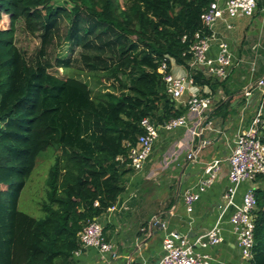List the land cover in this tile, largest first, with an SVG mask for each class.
<instances>
[{
  "label": "trees",
  "instance_id": "obj_1",
  "mask_svg": "<svg viewBox=\"0 0 264 264\" xmlns=\"http://www.w3.org/2000/svg\"><path fill=\"white\" fill-rule=\"evenodd\" d=\"M213 1L0 0V21L8 17L0 29V264L73 263L83 227L125 192L128 160L118 158L136 145L141 120L159 125L185 114L158 70L167 57L189 68L194 34L203 30L201 15ZM21 22L40 39L34 57L17 44ZM51 49L61 52L51 57ZM77 49L102 90L53 73L72 68ZM190 74L213 92L230 80ZM229 106L220 103L218 113ZM51 148L45 216L35 218L20 210V200ZM255 192L251 264H264V188Z\"/></svg>",
  "mask_w": 264,
  "mask_h": 264
},
{
  "label": "crops",
  "instance_id": "obj_2",
  "mask_svg": "<svg viewBox=\"0 0 264 264\" xmlns=\"http://www.w3.org/2000/svg\"><path fill=\"white\" fill-rule=\"evenodd\" d=\"M216 31L228 42L236 63L226 88L219 87L213 92L209 86L193 85L176 104L177 108L186 110L184 115L188 116L192 126L195 117L187 111L191 94L214 93V106L209 113L213 130H205L192 141L184 128L174 132L161 129L143 169L137 172L127 167L130 170L128 182L116 210L108 211L98 219L104 227L105 239L114 246L117 257L112 259L99 249L86 248L73 258L72 264H158L165 254L163 242L169 232L186 234L194 243L215 226L221 229L223 241L207 249L196 246V250L209 254L212 264H251L241 256L231 223L235 207L224 209V195L231 187L228 159L235 138L249 127L257 102L255 95V104L244 108L243 91L264 76V0H257L253 17L230 18L225 14L217 23ZM217 52L215 44L209 56L215 58ZM253 61L256 70L252 73L250 63ZM171 63V72L175 76L190 75L189 68L175 61ZM226 101L230 106L218 113L220 103ZM191 149L199 150L193 161L187 160ZM216 160L221 161L216 181L201 193L193 212L188 213L183 194L190 189L198 191L201 180L207 176V165ZM250 187H255V191L264 188V179L259 178L254 184H242L235 196V205L242 203Z\"/></svg>",
  "mask_w": 264,
  "mask_h": 264
},
{
  "label": "built area",
  "instance_id": "obj_3",
  "mask_svg": "<svg viewBox=\"0 0 264 264\" xmlns=\"http://www.w3.org/2000/svg\"><path fill=\"white\" fill-rule=\"evenodd\" d=\"M257 8V0H214L208 9L201 15L203 30L194 34V40L190 47L191 59L188 62L190 69L201 72L204 76L218 81H225L231 75L235 58L226 40L218 36L216 31L217 23L226 14L230 18L253 17ZM186 37H184V40ZM217 45L218 52L215 58L209 56L214 45ZM174 61L167 57L159 67L166 85V93L178 103L190 87L195 85L191 75L177 77L169 71V64ZM252 73L256 70V63H250ZM214 93L191 94L187 102V111L195 117L192 126L189 125L188 116L172 118L163 124L157 125L150 118L141 120L142 134L139 136L136 145L131 146L127 158H118L122 162L128 160V166L134 171L143 169L146 161L153 152V146L160 135V130L174 132L178 129H186L192 141L200 137L205 130H213V123L210 121V112L213 108ZM256 101L257 105L249 127L237 134L234 142V149L228 159L230 189L225 193L226 205L235 207L231 218L234 231L237 235L238 247L244 261L251 263L255 246V228L257 210V197L255 187H250L243 196L242 203L235 205V196L239 187L244 183L254 184L257 178L264 175V76L257 79L254 85L243 91L242 99L244 108L252 106ZM199 150L191 149L187 154V160L193 161ZM220 160L213 161L207 165L206 177L201 180L198 191L187 190L183 194V201L188 213L193 212L194 204L200 200L203 193L217 179L220 171ZM117 203L108 211H114ZM107 211V212H108ZM80 249L74 256L86 248H96L112 259L117 257L114 246L107 242L104 236V227L94 219L88 221L78 235ZM223 241L219 226L213 227L206 234L198 237L193 243L186 234L178 231L169 232L163 242L164 256L158 264H212V258L207 253L198 252L196 246L203 249L219 245ZM111 264V263H109Z\"/></svg>",
  "mask_w": 264,
  "mask_h": 264
},
{
  "label": "rangeland",
  "instance_id": "obj_4",
  "mask_svg": "<svg viewBox=\"0 0 264 264\" xmlns=\"http://www.w3.org/2000/svg\"><path fill=\"white\" fill-rule=\"evenodd\" d=\"M7 19L8 17H4L3 20L0 21V29L7 26ZM17 44L20 48L27 52L29 57H34L40 46V39L27 33L23 27V23L21 22L17 32ZM80 51V49H77L76 52L72 54V68L54 70L53 73L61 77L80 78L87 81L94 91L102 90L103 86L97 85L93 77L84 71L80 60ZM59 52H61L59 49H51V57L59 54ZM253 104L255 103L253 102ZM54 161L55 153L53 148L43 153L22 193L20 210L35 218H43L45 216L41 209V203L44 199H46V181L49 175V170L53 166Z\"/></svg>",
  "mask_w": 264,
  "mask_h": 264
}]
</instances>
